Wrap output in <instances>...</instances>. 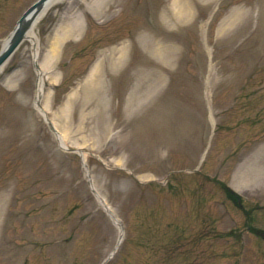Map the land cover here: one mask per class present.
<instances>
[{
    "label": "rangeland",
    "instance_id": "rangeland-1",
    "mask_svg": "<svg viewBox=\"0 0 264 264\" xmlns=\"http://www.w3.org/2000/svg\"><path fill=\"white\" fill-rule=\"evenodd\" d=\"M37 1L0 0V51ZM172 1L64 0L38 22L41 66L58 32L79 26L43 67L40 105L67 150L34 104L33 43L4 66L0 264H102L112 253L107 264H264V166L253 162L264 146V0H185L192 13L179 21ZM158 45L174 51V73L130 107L136 75H159Z\"/></svg>",
    "mask_w": 264,
    "mask_h": 264
},
{
    "label": "bare ground",
    "instance_id": "bare-ground-1",
    "mask_svg": "<svg viewBox=\"0 0 264 264\" xmlns=\"http://www.w3.org/2000/svg\"><path fill=\"white\" fill-rule=\"evenodd\" d=\"M64 0H50L48 2V4L46 5V7L44 8L42 14H41V19L38 21L40 22L42 20V17L46 14V12L48 10L51 9L52 6H54L55 4L59 3V2H63ZM172 7H175L174 9L176 10L175 12H173V15L175 16V18L179 21L182 19H185L187 17H189L192 13L191 11V6H189V3L185 0H173L172 1ZM251 10V7H247V11L249 12ZM246 12V11H244ZM244 13L241 12L240 10H237L234 14L232 19L221 28V32H225L228 29L232 28L239 20H242V17ZM37 22V24H38ZM37 24L33 27V29L29 32L28 35V40L31 41L35 47V57L38 56V43H39V39L37 36V32H36V27ZM77 26V25H76ZM79 26L73 28L72 27H64L62 30H60L58 32V34L56 35V40L53 44V47L51 49V54L50 57L48 59H46L43 62V66L41 69L38 70V83H37V90H36V99L40 100L43 95H44V88H45V79H44V75H43V69L45 67H48V65L53 61V59L55 58L57 52H58V48H59V44L61 43L62 40L68 38L69 36L73 35V33L76 31V29H78ZM177 43V42H175ZM151 52L156 56V58H158L159 61H157V65L156 66V73H159V75H155L154 74V78L152 79V81L149 82H143V78L140 77L143 74L146 73H142V74H138L136 75L139 84H136L134 86V90L129 94L127 100L129 102V106L132 107L134 105V107H136L137 109L141 108V107H146L149 103H151L158 95L159 91L166 85L167 82V76L169 74V72L174 73V68L171 69V65L173 64V58H174V51L171 48H167L164 47L162 45H158V46H154L151 49ZM118 56H116L113 60V67L115 70H119L121 69L126 56H127V50L122 48L120 50L117 51ZM162 61V62H161ZM159 63V64H158ZM44 67V68H43ZM100 67H98V65L96 67H94L91 72H90V76L88 78V81H90L94 76L96 77L99 73H100ZM4 67L0 68V74L3 71ZM137 81V82H138ZM117 85L118 82L116 83ZM212 85V84H211ZM38 110H40L38 108ZM44 114L46 113L45 111L43 112ZM57 137L59 139V141L61 142V145L63 147L66 148V145L63 143V138L60 134L57 133ZM254 164H262L264 166V146L258 151V157L256 155ZM259 158V159H258ZM85 156H84V161L85 160ZM259 160V161H258ZM244 178L245 175H244ZM100 203L102 204L103 207H107V209L111 212L112 211L110 209V207L106 204V202L104 201V199H102L101 197H99ZM114 222L119 226V228L121 229V223L119 221H117L114 218ZM121 241H119V245H120Z\"/></svg>",
    "mask_w": 264,
    "mask_h": 264
},
{
    "label": "water",
    "instance_id": "water-1",
    "mask_svg": "<svg viewBox=\"0 0 264 264\" xmlns=\"http://www.w3.org/2000/svg\"><path fill=\"white\" fill-rule=\"evenodd\" d=\"M50 0H39L34 6H32L20 20L15 32L6 46V48L0 54V67L9 59V57L15 52L19 45L25 40L29 30L43 12L44 8Z\"/></svg>",
    "mask_w": 264,
    "mask_h": 264
}]
</instances>
